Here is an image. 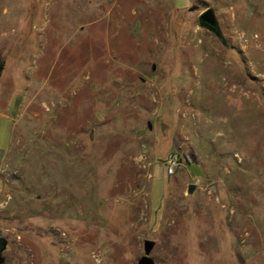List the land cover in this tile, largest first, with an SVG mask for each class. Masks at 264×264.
<instances>
[{
    "label": "rangeland",
    "instance_id": "1",
    "mask_svg": "<svg viewBox=\"0 0 264 264\" xmlns=\"http://www.w3.org/2000/svg\"><path fill=\"white\" fill-rule=\"evenodd\" d=\"M9 140L4 264H264V0H0Z\"/></svg>",
    "mask_w": 264,
    "mask_h": 264
},
{
    "label": "water",
    "instance_id": "2",
    "mask_svg": "<svg viewBox=\"0 0 264 264\" xmlns=\"http://www.w3.org/2000/svg\"><path fill=\"white\" fill-rule=\"evenodd\" d=\"M196 9V6H193L190 8V11H193ZM198 22L200 26L206 28L208 31L214 33L218 38L221 37L218 21L216 19L214 10L211 8L206 9L203 11L199 17ZM150 128V125H148ZM195 185L190 184L187 187V195L191 196L195 190ZM212 191H214V187L210 188ZM7 247V240L4 238H0V264L5 263V257L3 256V252L6 250ZM154 247V242L150 240H144L143 242V250L144 254L138 259L136 264H155L153 259L149 256L152 248Z\"/></svg>",
    "mask_w": 264,
    "mask_h": 264
},
{
    "label": "built area",
    "instance_id": "3",
    "mask_svg": "<svg viewBox=\"0 0 264 264\" xmlns=\"http://www.w3.org/2000/svg\"><path fill=\"white\" fill-rule=\"evenodd\" d=\"M180 165L179 155L177 153L170 154L165 160V173L172 176Z\"/></svg>",
    "mask_w": 264,
    "mask_h": 264
},
{
    "label": "crops",
    "instance_id": "4",
    "mask_svg": "<svg viewBox=\"0 0 264 264\" xmlns=\"http://www.w3.org/2000/svg\"><path fill=\"white\" fill-rule=\"evenodd\" d=\"M3 118L6 119L7 121H9V120H8L7 118H5V117H3ZM10 140H11V127H10ZM10 140H9V143H8L7 147H5V149L3 150V153H2V155H1V157H0V161L3 159L5 153L7 152L8 148H9Z\"/></svg>",
    "mask_w": 264,
    "mask_h": 264
},
{
    "label": "trees",
    "instance_id": "5",
    "mask_svg": "<svg viewBox=\"0 0 264 264\" xmlns=\"http://www.w3.org/2000/svg\"><path fill=\"white\" fill-rule=\"evenodd\" d=\"M182 154H183V156H184V159H186L187 162H189V161H190L189 153L184 152V153H182Z\"/></svg>",
    "mask_w": 264,
    "mask_h": 264
},
{
    "label": "bare ground",
    "instance_id": "6",
    "mask_svg": "<svg viewBox=\"0 0 264 264\" xmlns=\"http://www.w3.org/2000/svg\"><path fill=\"white\" fill-rule=\"evenodd\" d=\"M238 111V110H237Z\"/></svg>",
    "mask_w": 264,
    "mask_h": 264
}]
</instances>
